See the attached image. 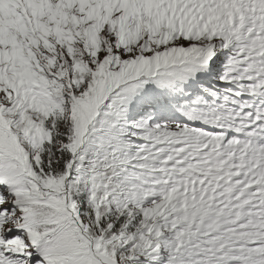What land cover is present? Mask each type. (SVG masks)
Instances as JSON below:
<instances>
[{
  "label": "snow or ice",
  "instance_id": "obj_1",
  "mask_svg": "<svg viewBox=\"0 0 264 264\" xmlns=\"http://www.w3.org/2000/svg\"><path fill=\"white\" fill-rule=\"evenodd\" d=\"M0 264H264V0H0Z\"/></svg>",
  "mask_w": 264,
  "mask_h": 264
}]
</instances>
